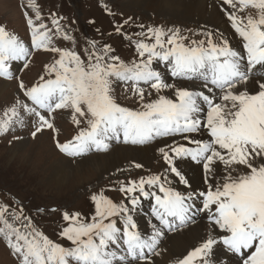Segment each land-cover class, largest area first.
<instances>
[{
    "label": "snow or ice",
    "instance_id": "obj_1",
    "mask_svg": "<svg viewBox=\"0 0 264 264\" xmlns=\"http://www.w3.org/2000/svg\"><path fill=\"white\" fill-rule=\"evenodd\" d=\"M221 7L242 51L233 48L226 36L219 42L212 33L205 39H189L179 29L140 25L142 30L134 34L139 39L133 42L139 59L125 62L110 45L98 47L95 41L89 42L91 50L86 48L82 58L74 50L52 46L53 36L61 32L70 39L60 23L63 18L51 19L49 27L32 0L24 11L30 47L0 25V78L17 79L16 66L21 62L23 68L29 66L30 48L58 56L44 65L36 83L19 82L24 99L3 110L0 131L22 124L27 114L35 118L32 136L36 137L44 128L54 130L50 117L57 110H70L78 131L71 140L56 144L71 157L107 150L109 141L121 137L134 145L158 137L179 136L186 141L173 140L159 149L167 165L163 176L141 177L121 186L126 203H114L101 192L91 197L94 212L90 217L64 212L65 226L59 235L68 246L45 235L24 215L23 205L17 211L0 203V236L18 264H131L158 255L163 229L153 226L147 238L138 230L131 215L140 203L137 192L154 198L152 215L163 228L172 230L192 221L196 209L206 211L213 229H218L175 264H211L208 257L217 243L238 257L232 264H264V80L257 81V90L248 89L253 71L264 67V0H222ZM248 7L257 14L237 15ZM130 22L131 17L124 24ZM124 35L132 42L131 36ZM154 62H162L171 78L199 81L198 88L168 83ZM120 83L130 85L137 107L119 103L115 88ZM165 89L172 90V95L161 94ZM195 134L208 138L198 139ZM185 160L202 166L206 185L187 195L173 188L168 176L171 173L178 183L190 187L181 168ZM217 164L224 166L222 177ZM196 201L201 208H196Z\"/></svg>",
    "mask_w": 264,
    "mask_h": 264
},
{
    "label": "rangeland",
    "instance_id": "obj_2",
    "mask_svg": "<svg viewBox=\"0 0 264 264\" xmlns=\"http://www.w3.org/2000/svg\"><path fill=\"white\" fill-rule=\"evenodd\" d=\"M127 1L32 0L33 3L39 6L43 21L48 23L49 27H51V19L63 18L60 23L70 39H64L63 32H61L53 36L52 46L74 50L81 54L82 58L86 48L89 51L91 50L89 42L95 41L98 47H103L105 44L110 45L114 50V54L125 62L139 59L133 42L139 39L134 34L142 30L139 27L140 25L145 26V28L159 26L165 30L179 29L180 33L183 36L189 37V39H205L208 33H212L213 40L219 42L221 36H226L233 48L242 51L240 40L235 36L234 30L231 28V24H229L230 21L226 18L227 16L221 7L222 0L210 1L224 14V21L226 25H229V30L233 33L232 39L218 28L200 25L189 19L178 18L173 15L160 13L156 10L149 11L141 7L129 6ZM28 3L29 0H0V25H5L10 32H14L19 39L30 47V29L26 24L24 15L25 6ZM232 10L229 8V11ZM53 14L55 15L53 16ZM248 14L255 16L257 10L248 7L243 12L237 13L238 16ZM29 15H32V10H29ZM129 17L132 18V22L125 25L124 21ZM121 25H123L121 32L117 33L116 28ZM125 33L131 36L132 42L126 38ZM30 50L32 51V57L29 61V66L23 68L22 62L16 66V73L21 68L18 72L17 79L6 80L0 78L9 83L8 91L0 96V115L15 100L24 99L18 87L20 81H23L26 86H31L36 83L39 76L44 74V65L50 64L54 59L58 58L56 53L49 51L32 50L31 48ZM153 66L162 74H165V78L170 84L183 81L185 82L184 86L189 89H196L199 86V81L171 78L167 75L168 70L162 62H154ZM257 69L259 72L253 71L250 80H264V67L257 66ZM140 86L146 92L149 91L147 85L141 84ZM167 92L169 91L163 90L161 94L169 95ZM153 95H155L154 92ZM115 96L121 105L131 108L137 107L133 102L135 97L130 85L118 84L115 88ZM23 116L22 124L13 125L6 132L0 131V203L10 205L16 208L17 211L23 205L24 215L30 216L35 225L54 242L61 243L64 246L69 245V242L59 235L62 227L65 226V222L62 220V214L64 212L70 214L78 212L81 216L90 217L94 212V204L91 200L94 194L103 192L114 203H126L127 198L120 191L122 185H126L129 180L138 181L141 177H148L154 174L163 176L165 174L164 170L167 168V165L164 163L162 154L159 153L160 155L158 154L159 156L156 158L157 162L155 161L146 166L141 165V167L133 166L131 167L133 169L123 171L117 177L111 174L95 175L88 170L79 175H70L65 185L60 188V186L55 184V181H49L52 170L50 166L53 160H57L62 156L70 158L73 161L76 159V157H71L65 153L62 154L56 144L57 140L60 143L71 140L78 131L76 125L73 123L71 111L57 110L50 117L56 125V128L54 130L44 128L40 133H37L36 137L32 136V132L35 130V118L29 117L27 114H23ZM81 126L83 127L84 125ZM21 138H25L26 140V144L24 143L25 145L23 147L18 146ZM163 138L166 137H158L156 139ZM129 145L135 146L131 143ZM102 153L93 149L83 155V157L92 156L93 154L98 156ZM201 167L199 166L200 170ZM168 176L173 181L171 186L182 194L187 195L189 192L194 191L189 186L186 188V185H178V178L173 179L171 173H168ZM153 191H158V189H153ZM138 194L139 192L135 195L140 197ZM14 201L15 203H13ZM147 203H150V201H145L144 204L142 203L144 208L147 206ZM128 206L131 208L130 204H127ZM153 207L154 204L145 208L147 214L152 215ZM114 219L119 220V217ZM200 219L203 222L212 224L208 219V213L206 211L201 212ZM196 221H199L198 217ZM163 232L169 233L165 229ZM161 241L162 239H160ZM160 242L158 245L162 244ZM213 247L216 250V255L221 256V253L226 252V248L222 243H217ZM192 249L185 252L180 258H183ZM0 264H18L17 260L10 255V251L2 236H0ZM172 264L175 263L172 262Z\"/></svg>",
    "mask_w": 264,
    "mask_h": 264
},
{
    "label": "bare ground",
    "instance_id": "obj_3",
    "mask_svg": "<svg viewBox=\"0 0 264 264\" xmlns=\"http://www.w3.org/2000/svg\"><path fill=\"white\" fill-rule=\"evenodd\" d=\"M127 4L129 6L141 7L142 9L149 11L156 10L160 13L173 15L178 18H186L195 23H199L200 25H207L208 27L212 26L213 28H218L220 31H223L229 38H233V33L228 27L229 25H226L224 21V14H222L217 9V7H215V4L210 0H128ZM174 83L182 87H186L184 86L185 82L183 81H177ZM257 87L256 79L249 80L248 89L250 91L257 90ZM8 88L9 83L0 79V96L4 95L8 91ZM165 90L169 91L167 92L169 95H172V90ZM240 90H244L243 87H241ZM54 128H56L55 124ZM195 135L198 139L208 138L206 134ZM20 140L21 141L18 142V146L23 147L26 144V140L25 138H21ZM173 140H176L179 143H186V141L182 140L179 136L154 139L153 141L142 146H131L128 143L120 144L115 142L113 139L109 141L108 150H105L106 152L103 151V153L98 156L96 154L86 157L81 155L77 156L75 161L70 158H65L64 156L61 158L57 157L58 159L53 160L52 165L50 166L52 170L49 176V181H55V184L61 188L65 185L68 176H75L77 174L79 175L86 170L92 172V174L95 175L111 174L117 177L118 175L122 174L123 171L125 172L127 170L133 169L131 168L133 166H146L150 163H154L157 160V156L160 155L159 149L165 147V145H171ZM199 166L200 165H197L190 160H185L181 164V168L183 172L186 173V178L189 181L190 187L196 191L202 190L206 187L204 184V172L201 167V173ZM216 167L219 169L218 175L222 177L224 175V166L222 164H217ZM178 185H180V183H178ZM148 190L153 191V189ZM139 199L140 203L134 210L131 211V215L133 216L134 222L138 225V230L141 232V234L146 238L151 236L153 233V226L160 227L164 231V228L159 225L154 216L147 214L144 205L141 204L142 202L144 204L145 201L152 200V197L150 196L145 198L140 196ZM197 202L198 201H196V203ZM129 209H132V205ZM198 220L199 221L194 220L193 217L192 221L186 223L183 226H178L172 229L174 231L170 230L169 233L163 232V235H161L163 237H159V242L160 239H162L160 242L162 244L158 245L156 249L159 254H150L145 260H134V262L131 264L175 263L176 260L180 258L185 252L192 248L198 247L204 240L209 238L210 235L214 236L216 231H218V229H213V225L211 223L201 221L200 215ZM221 255V257L216 255V250L213 247L212 253L208 259L211 264H232L233 260L231 257H229L227 254L221 253Z\"/></svg>",
    "mask_w": 264,
    "mask_h": 264
}]
</instances>
